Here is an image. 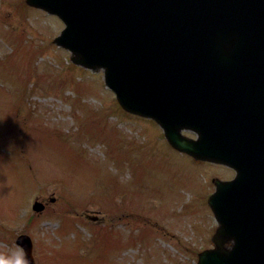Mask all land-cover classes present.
<instances>
[{"label":"rangeland","instance_id":"374dc122","mask_svg":"<svg viewBox=\"0 0 264 264\" xmlns=\"http://www.w3.org/2000/svg\"><path fill=\"white\" fill-rule=\"evenodd\" d=\"M63 27L0 0V255L25 233L34 264H196L216 227L211 179L231 171L121 110L101 70L52 43Z\"/></svg>","mask_w":264,"mask_h":264},{"label":"water","instance_id":"95a60500","mask_svg":"<svg viewBox=\"0 0 264 264\" xmlns=\"http://www.w3.org/2000/svg\"><path fill=\"white\" fill-rule=\"evenodd\" d=\"M26 2L61 17L55 42L75 64L103 68L122 108L154 119L178 151L235 170L231 181H215L214 248L197 264H264V151L252 136L242 151V116L233 120L236 109L220 102L228 89L264 88V0ZM16 244L33 264L29 237Z\"/></svg>","mask_w":264,"mask_h":264},{"label":"clouds","instance_id":"9594fccd","mask_svg":"<svg viewBox=\"0 0 264 264\" xmlns=\"http://www.w3.org/2000/svg\"><path fill=\"white\" fill-rule=\"evenodd\" d=\"M15 251L11 255H0V264H29L26 249L22 244L16 245Z\"/></svg>","mask_w":264,"mask_h":264}]
</instances>
